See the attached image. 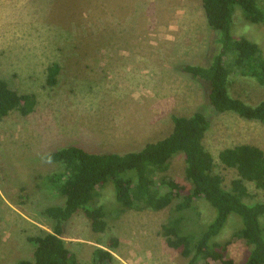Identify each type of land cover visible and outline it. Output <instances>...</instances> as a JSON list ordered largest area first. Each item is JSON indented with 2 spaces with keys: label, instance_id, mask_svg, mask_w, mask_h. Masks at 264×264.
Masks as SVG:
<instances>
[{
  "label": "rangeland",
  "instance_id": "obj_1",
  "mask_svg": "<svg viewBox=\"0 0 264 264\" xmlns=\"http://www.w3.org/2000/svg\"><path fill=\"white\" fill-rule=\"evenodd\" d=\"M233 32L257 41L264 54V26L236 18ZM216 37L201 0H0V79L36 96L32 112L13 110L0 120V264L30 259L28 238L51 231L42 212L63 201L43 184L59 168L45 158L52 150L138 151L171 132L173 115L200 109L211 120L205 146L228 185L237 172L220 164L222 149L250 144L264 150L261 122L213 111L206 87L181 68L207 65ZM234 85L243 100L264 99V86L249 77H237ZM167 175L189 187L183 154ZM246 184L253 200L264 202V189ZM101 204L103 230H95L83 212L66 225L64 239L79 264H97V251L98 264H187L162 234L171 208L116 210L111 187L101 188L94 205ZM186 215L190 229H202L214 217L205 200ZM238 227L233 216L219 240L230 239ZM247 251L236 237L228 254L240 263Z\"/></svg>",
  "mask_w": 264,
  "mask_h": 264
},
{
  "label": "trees",
  "instance_id": "obj_2",
  "mask_svg": "<svg viewBox=\"0 0 264 264\" xmlns=\"http://www.w3.org/2000/svg\"><path fill=\"white\" fill-rule=\"evenodd\" d=\"M201 2L209 28L217 35V47L207 65L188 63L182 70L203 83L213 111L234 113L264 125V99L250 103L233 93L237 77H249L264 86L262 46L233 32L236 18L264 26V0ZM49 73L55 81L56 69L51 67ZM35 97L20 94L0 79V120L13 110L29 114ZM172 121L173 129L166 137L149 142L138 151L97 153L71 145L47 153L45 158L57 163L59 168L47 175L43 184L56 191L63 201L43 210L51 231L29 237L34 246L33 255L17 264H79L64 239L66 225L74 215L83 212L95 230H103L105 207L94 203L105 187L113 189L116 210L122 212L171 208L172 215L162 226V234L168 247L188 259L187 264H210L209 259L219 264H264V202L253 200L246 184L251 182L264 189V150L250 144L222 149L220 164L237 172L228 185L205 146L211 126L209 114L200 109L189 116L173 115ZM180 154L185 156L189 187L167 175L173 159ZM204 200L214 217L202 229H190L186 211ZM233 216L240 227L230 239L219 240ZM236 237L244 239L248 247L240 263L228 254ZM97 253L93 260L98 264Z\"/></svg>",
  "mask_w": 264,
  "mask_h": 264
}]
</instances>
